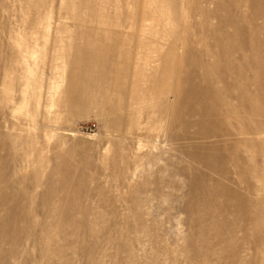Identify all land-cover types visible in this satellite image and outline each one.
<instances>
[{"label": "rangeland", "instance_id": "374dc122", "mask_svg": "<svg viewBox=\"0 0 264 264\" xmlns=\"http://www.w3.org/2000/svg\"><path fill=\"white\" fill-rule=\"evenodd\" d=\"M253 54L264 0H0V264H264V114L215 80Z\"/></svg>", "mask_w": 264, "mask_h": 264}, {"label": "bare ground", "instance_id": "6f19581e", "mask_svg": "<svg viewBox=\"0 0 264 264\" xmlns=\"http://www.w3.org/2000/svg\"><path fill=\"white\" fill-rule=\"evenodd\" d=\"M215 80H217L218 82H224L225 83V86L222 90L223 95L222 96L220 95L219 99H218V103H221V107L223 108L222 112H220L222 118L227 119L229 121L231 119L234 120L233 118H237L235 120L241 122V120H242L241 116L243 114H246L249 117L264 114V56H259L257 54H253L252 56H249V57L239 56L237 58H234L232 56L229 57L227 55L226 61H224V65H223L222 69L218 72ZM208 95L210 98V102L207 103L208 106H207V110L205 113V117H206V120L210 124H212L214 115H216V116L218 115L216 105L215 104L212 105V101L217 102L216 91L215 92L209 91ZM223 96H224V98H223ZM234 102L237 103L236 106L234 105ZM244 121H246V119ZM245 124H247V123H245ZM229 125H230V123H229ZM239 125H241V124H239ZM245 128H247V127H245ZM243 130H245V129H243ZM251 130H252V128L251 129L247 128L246 131L241 132L238 135L230 132L228 134V136H229V138L235 137L237 139L247 140L248 138H250L253 135L252 132H248ZM228 136L227 135L223 136V134H221L219 132L218 127L217 126L214 127L213 125L210 128V130L208 129V132L206 134L207 139H210L212 137H217V138L223 139V138H228ZM240 136H243V138H240ZM247 141H245V142H247ZM217 161H215L216 163L215 162L214 163L213 162H207V164H208L207 167L210 169L211 172L219 174L220 177L227 178V176H229V172L224 166V160L218 158ZM221 166H222V168H221ZM234 167H235V169H234L235 171H234L233 175H235L236 177L233 176V178H236L237 183L241 184V185L242 184L247 185V188H245V191L249 192L248 195L249 194L254 195V193L256 194L255 189H253L252 186L250 187V185L252 183L247 179L248 175H246L244 168L241 167L240 165H235ZM220 169H221V171H220ZM246 185H245V187H246ZM223 192L224 193L220 192L219 194H222L223 196H226L228 198L229 194L232 193L231 195L234 194L233 198L240 200L244 203V200L242 198L243 196H242V194L239 193L238 190H230V189L223 187ZM213 196H215V195H213ZM211 198L213 199V197H211ZM230 198L232 199V197H230ZM235 199H234V201H235ZM234 201H232V202L234 203ZM239 203H237L236 206L234 205L235 207H233L231 205L232 209L235 208L236 210H238L239 207H237V206L239 205ZM240 207H241V205H240ZM244 207L247 208L246 206H244ZM248 208H249V206H248ZM243 210H244V208H243ZM237 212H239V211H237Z\"/></svg>", "mask_w": 264, "mask_h": 264}]
</instances>
